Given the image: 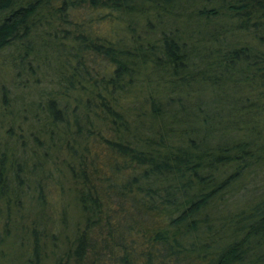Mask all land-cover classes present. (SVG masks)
<instances>
[{"label": "trees", "instance_id": "16d2710c", "mask_svg": "<svg viewBox=\"0 0 264 264\" xmlns=\"http://www.w3.org/2000/svg\"><path fill=\"white\" fill-rule=\"evenodd\" d=\"M6 48L49 88L3 91L0 264H264V188L230 203L264 181V0H0Z\"/></svg>", "mask_w": 264, "mask_h": 264}, {"label": "rangeland", "instance_id": "374dc122", "mask_svg": "<svg viewBox=\"0 0 264 264\" xmlns=\"http://www.w3.org/2000/svg\"><path fill=\"white\" fill-rule=\"evenodd\" d=\"M74 14L77 15V9L74 11ZM80 14H81V16L88 14L94 19L97 16L101 15V12H99L97 10H90L87 7H83L80 11ZM106 23H104V24H106ZM104 24L100 25L99 32L106 30V26L104 28ZM55 27H56L58 37H61L62 35L66 36V34L62 33V32H64V30H66L68 28L67 24L59 23V24H56ZM42 34H43V30L39 29V31L37 32V36L39 37ZM34 37H36V35H34ZM62 41H64L65 43H68V42L70 43V41L68 39H67V41L66 40H62ZM49 46L50 47L45 50V54H47L49 57L54 59V64H56L55 59H56L57 54L59 56H66L68 54L67 48L65 50L60 49V48L55 47L52 43H49ZM11 51H12L11 48H6L2 52H0V113L3 110V107L6 103V102L5 103L2 102L3 91L7 90L8 92H6V95H9V97L21 94L22 93L21 84L23 82H25V84L28 83L30 86L33 84H36L39 87L49 88V83H48L49 77L46 79H44L42 77L39 80L37 79V81H35L34 78H32V79L30 78L27 81V79L24 75L17 74V70H15L14 67H12L9 64V61H7V56ZM5 60H6V62H5ZM2 119H3V116L0 114V138H1V136H6V134H5V131H6L5 126L6 125L2 124L3 123ZM16 133H19V132L16 131ZM70 185L71 184H65L64 185L66 192L61 195V199L59 198V201L62 204L66 200L70 201V199H72L71 193H69ZM242 187L243 188L241 189V191L239 193L235 192L233 194V198H231L230 203L234 204V205L231 207H235L236 209H241V208L247 207V201L251 197H252V199H254V196L256 194H259L260 190L262 188H264V181H262V175L259 177H255V176L248 177V179L246 180V182L243 184ZM253 194H255V195H253ZM56 195H57V190L55 188H53L51 191L49 190L48 196H47V198L49 200L48 202H50V201L55 202ZM53 208H55V206ZM53 210H54V213H56V210L55 209H53ZM69 211L71 212L69 217L71 218V216H72L74 218V221H75L77 219V213L75 211L72 212V206H71V209H69ZM54 218H56V214L54 215ZM49 222L51 224H53V221L51 218H50ZM51 229H52V226H51Z\"/></svg>", "mask_w": 264, "mask_h": 264}]
</instances>
